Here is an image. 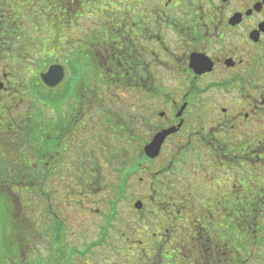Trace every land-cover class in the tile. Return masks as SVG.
Returning <instances> with one entry per match:
<instances>
[{
  "label": "flooded vegetation",
  "instance_id": "af4514ba",
  "mask_svg": "<svg viewBox=\"0 0 264 264\" xmlns=\"http://www.w3.org/2000/svg\"><path fill=\"white\" fill-rule=\"evenodd\" d=\"M57 61L71 78L42 116L46 227L76 236L99 215L90 264H264V0H0V194L25 224L31 114L16 105Z\"/></svg>",
  "mask_w": 264,
  "mask_h": 264
},
{
  "label": "trees",
  "instance_id": "16d2710c",
  "mask_svg": "<svg viewBox=\"0 0 264 264\" xmlns=\"http://www.w3.org/2000/svg\"><path fill=\"white\" fill-rule=\"evenodd\" d=\"M31 101L32 105L30 108L31 117L29 119V125L27 130H29L31 138V161L29 169L30 173L28 177L30 178L29 187L31 188V204L34 205L32 198L39 201L41 200V171H40V161H41V139L45 136V128L48 129L51 137L55 136V117H52L53 124L50 126H45L42 116L45 113L55 114L57 112V107L59 105L57 101V93L45 91L37 78H35L31 86ZM83 97V91L80 92V99ZM72 99V95L69 97ZM74 99V96H73ZM135 169H130L134 171ZM129 171V176L131 172ZM21 185L16 184V187ZM23 190L20 193H16L17 197L22 198L21 205L23 207ZM33 207V206H32ZM14 216L13 206L8 201V196L5 193L0 194V249L1 255L0 264H27L28 252L36 253L38 244L44 239H49L51 244V251L53 253L49 260L41 262L43 264H60V261L63 260V264H69L67 262L68 256H72L73 253L71 249L66 248L64 243L65 237L67 236V230L61 221L57 218H52L51 222L47 225L43 224L40 219L34 216V213L30 217L28 224H25L20 221L17 217H20L15 213ZM22 216V214H21ZM16 218V219H15ZM10 232V235L5 237L6 232ZM61 246V248L59 247ZM66 246V247H65ZM60 248V249H59ZM38 250V249H37ZM58 259H57V258ZM32 264L35 262L32 261ZM42 264V263H38Z\"/></svg>",
  "mask_w": 264,
  "mask_h": 264
},
{
  "label": "rangeland",
  "instance_id": "374dc122",
  "mask_svg": "<svg viewBox=\"0 0 264 264\" xmlns=\"http://www.w3.org/2000/svg\"><path fill=\"white\" fill-rule=\"evenodd\" d=\"M26 84H28L29 82V78L26 77L24 78L23 81ZM31 82L33 83V80L31 79ZM29 86V85H27ZM31 91V90H30ZM32 99L30 98L29 101L25 104H20V107H18V105H16L17 111L19 112H24V111H29V109L31 108L32 105ZM30 112V111H29ZM32 200L34 201V205H32L33 207L31 208V216L34 213V216L40 220H42V222L45 221V216H43L42 213V208H41V204L39 201H37L34 197V199L32 198ZM22 201V200H21ZM17 210L18 213L20 215V213L22 214V210H21V206L19 204V200L17 201ZM20 221H22V216L20 215V217H17ZM69 220L70 223L73 224L76 222L75 218L72 216H69ZM102 219L99 215H97L96 213H92L90 216H88L87 218H84L83 220H78V222L81 224L82 222H86V231H82L80 233H77L76 236H74V234L71 232L70 234H68V236H66L64 243L62 244L63 246L66 245L65 247L68 249H75V250H87L89 251L90 249L93 248V252L96 253L95 255H93L91 253V251L87 254L84 255V257L77 255L76 259H71V256L69 255L67 258V262L69 264H90L87 263L86 258L89 257L91 259H96L97 256H99L100 252L103 251V247H100L99 243L101 241V239H103V223H102ZM70 224V226H71ZM71 226V227H72ZM10 235V232H6L5 237ZM4 236V235H3ZM3 236H0L1 238H3ZM1 246V244H0ZM61 248V246H59ZM59 248V249H60ZM38 249V250H37ZM36 249V253L33 255V253L30 251L28 252V260H27V264H32V261L35 262V264H38L39 262L43 264V262H41V260L43 259L44 261L49 260L51 257V254L53 253V249L51 251V244L49 243V239L47 238V240H43L40 241L38 244V248ZM86 251V253H87ZM0 257H2L1 255V249H0ZM57 258V257H56ZM58 259V258H57ZM64 260V259H63ZM63 260L60 261V264H63ZM7 264H11V263H7ZM13 264V263H12ZM102 264V263H100Z\"/></svg>",
  "mask_w": 264,
  "mask_h": 264
},
{
  "label": "water",
  "instance_id": "95a60500",
  "mask_svg": "<svg viewBox=\"0 0 264 264\" xmlns=\"http://www.w3.org/2000/svg\"><path fill=\"white\" fill-rule=\"evenodd\" d=\"M71 78L69 68L62 62L57 61L50 65L47 70L39 74L41 85L50 92H55L61 86L66 84ZM2 89V85H0ZM174 133V130H168L157 135L153 141L146 147L145 154L150 159H156L161 151V147L166 138Z\"/></svg>",
  "mask_w": 264,
  "mask_h": 264
}]
</instances>
